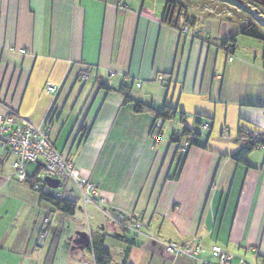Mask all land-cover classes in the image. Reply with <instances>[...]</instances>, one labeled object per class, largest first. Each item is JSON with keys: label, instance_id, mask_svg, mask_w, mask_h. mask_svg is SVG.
<instances>
[{"label": "crops", "instance_id": "0c3cea01", "mask_svg": "<svg viewBox=\"0 0 264 264\" xmlns=\"http://www.w3.org/2000/svg\"><path fill=\"white\" fill-rule=\"evenodd\" d=\"M155 6L0 0V114L49 124L57 152L106 202L85 206L69 182L62 189L76 212L62 214L19 180L15 158L0 148V264H97L93 234L105 235L110 264H218L214 246L232 264H264V148L234 159L249 136L264 140V48L248 42L250 55L240 51L238 36L256 37L242 33L247 23L207 18L174 27ZM122 86L157 111L186 115L200 137L184 164L171 143L184 128L180 118L156 142L155 114L136 113ZM33 164L27 177L44 162ZM168 243L201 251L167 256Z\"/></svg>", "mask_w": 264, "mask_h": 264}, {"label": "built area", "instance_id": "2783aa9c", "mask_svg": "<svg viewBox=\"0 0 264 264\" xmlns=\"http://www.w3.org/2000/svg\"><path fill=\"white\" fill-rule=\"evenodd\" d=\"M188 28H185L186 33ZM226 51L229 56V62L233 61L234 52L233 46L226 47ZM56 91L54 86L47 88L48 93H54ZM19 117L15 114L4 116L0 114V148L4 149L8 155L15 158L14 168L17 171V175L20 181H26L27 175L25 168L29 163H35L39 160L44 162L42 169L36 175L34 181L33 191L41 195L42 193H54L57 198L65 199V192L62 189L64 185L69 182H75L77 188L82 193L83 203L87 205H100L105 204V199L102 197L98 186L90 183L88 180L83 179L80 172L70 161L65 160L55 149L50 138V126L45 124L43 127H35L30 124H21ZM165 123L163 120H158L155 124L153 139L157 141L159 133L163 130ZM209 125L206 124L205 128ZM181 151L185 152L186 147H183ZM47 180L59 181V188L53 189ZM50 220H45L43 231L40 234L41 239H45L48 235V226ZM143 227L142 223L135 225L137 230ZM200 247H197L194 251L190 246H180L177 243H168L163 247V254L170 256H178L182 253H198ZM212 252L218 257V264H232L233 257L227 255L224 250L219 246H214ZM240 264H251L240 259Z\"/></svg>", "mask_w": 264, "mask_h": 264}, {"label": "trees", "instance_id": "16d2710c", "mask_svg": "<svg viewBox=\"0 0 264 264\" xmlns=\"http://www.w3.org/2000/svg\"><path fill=\"white\" fill-rule=\"evenodd\" d=\"M171 5H172V2L167 1L163 22L169 26L175 27L178 23H180L179 21L181 19L177 16L176 20H174L175 11L171 9ZM186 23L187 25H194V22L190 23L189 20H187L185 24ZM249 29L253 31V27L249 25V28L244 30L242 33L247 34V31ZM231 42L235 43L236 37H233L229 41H227L225 44L226 47L229 46L230 45L229 43ZM232 46L235 51L236 46L234 44ZM104 88L109 90V88L106 86H104ZM128 90L129 89L125 86H122L119 90V92L122 93L125 97V103L133 104L134 110L136 113H142L145 111L154 113L155 114V124L158 120H163L164 123H167V122H171L175 120L178 117L180 118V121L184 124V128L181 132H174L172 134L171 143L179 146L180 154L178 155L177 158H178V161L180 162L179 164L181 163L184 164L186 152L190 148L199 146L198 138L200 137L199 133L194 132L192 129L186 126V122H187L186 115L184 113L178 112L177 109L169 107V106H165L163 107L161 111H157L153 106H148V105H145L141 102L134 100L132 97H130ZM155 124L151 132L152 136H153ZM161 137H162V130L159 133L157 141H159ZM184 143H186V145H183ZM183 147H186L185 152L181 151ZM257 148H264V140H262L260 136L251 135L246 140L245 146L234 157V159L240 162L243 159H245L253 150ZM41 169L42 167H40L37 173L33 175L32 177H27L26 183L30 186L31 189H33L32 185L34 184L36 175L39 173ZM40 196L43 202L50 204L52 207L60 211L62 214H65L67 216H73L76 212V205L73 202L67 201L65 199L57 198L54 193H48V194L42 193ZM89 253H92L94 255L97 264H110L112 261L110 250L105 246V235H101V234L92 235V240H91L90 247H89Z\"/></svg>", "mask_w": 264, "mask_h": 264}, {"label": "rangeland", "instance_id": "374dc122", "mask_svg": "<svg viewBox=\"0 0 264 264\" xmlns=\"http://www.w3.org/2000/svg\"><path fill=\"white\" fill-rule=\"evenodd\" d=\"M167 1L172 2L171 9L175 11L174 20L178 16L181 19L179 21L181 25H184L187 20L190 23H196L200 19L207 18H228L238 23H247L253 27L256 37L238 36L240 51L244 55H250L251 52L247 48L250 46L248 42L264 48V0H155V7L162 8L164 11ZM28 165L27 172L35 170L37 166L33 163ZM241 259L254 264L245 258ZM237 264H240V260Z\"/></svg>", "mask_w": 264, "mask_h": 264}, {"label": "water", "instance_id": "95a60500", "mask_svg": "<svg viewBox=\"0 0 264 264\" xmlns=\"http://www.w3.org/2000/svg\"><path fill=\"white\" fill-rule=\"evenodd\" d=\"M47 183H48L53 189H57V188H59V181H55V180H47Z\"/></svg>", "mask_w": 264, "mask_h": 264}]
</instances>
